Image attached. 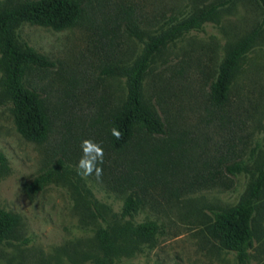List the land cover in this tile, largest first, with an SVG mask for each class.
<instances>
[{
    "label": "rangeland",
    "instance_id": "rangeland-1",
    "mask_svg": "<svg viewBox=\"0 0 264 264\" xmlns=\"http://www.w3.org/2000/svg\"><path fill=\"white\" fill-rule=\"evenodd\" d=\"M12 1L18 0H0V7ZM83 1L86 13L72 27L24 22L17 28L19 40L54 63L29 72L24 82L41 93L52 131L43 143L22 137L0 86V151L9 160L0 171V208L22 221L16 235L0 244V264H98V229L121 213L128 178L135 175L147 179L148 191L127 220L155 222L160 232L152 242L116 255L114 264H264V191L257 200V238L248 261L210 233L214 212L237 204L253 179L248 171L227 173L224 163L242 160L254 168L264 162L261 1L223 6L156 54L143 93L168 133L145 138L135 161V150L118 153L109 144L110 114L128 95L127 76L111 67L131 66L148 36L221 0ZM257 28L227 103L214 105L210 85L228 50ZM2 56L0 51V84ZM84 139L104 150L99 180L77 172ZM46 171L53 173L50 183L31 193V181Z\"/></svg>",
    "mask_w": 264,
    "mask_h": 264
},
{
    "label": "trees",
    "instance_id": "trees-1",
    "mask_svg": "<svg viewBox=\"0 0 264 264\" xmlns=\"http://www.w3.org/2000/svg\"><path fill=\"white\" fill-rule=\"evenodd\" d=\"M237 0H221L206 9L170 25L164 31L148 36L144 52L128 67H111L112 73H122L128 78L126 100L110 114L109 144L112 150L128 154L135 150L134 161L143 151L142 141L150 136L166 135L168 127L163 117L151 107L144 98L143 83L150 70L154 57L172 40L197 27L218 9ZM264 6V0H260ZM86 13L83 0H18L0 7V51L4 64L1 79V92L10 101V110L16 129L29 141L43 143L52 131L51 114L36 88L25 85L29 72L46 69L53 61L32 46L27 40H19L17 28L24 22L32 25L62 30L78 24ZM259 29L248 33L234 43L221 63L218 76L210 85V101L219 107L224 106L231 92L232 81L241 60L255 42ZM123 133L121 140L111 134L112 128ZM7 155L0 151V171L7 168ZM227 173L235 175L248 171L253 179L242 199L235 205L214 212L210 233L223 247L238 253L241 261L249 260L250 252L256 242L255 215L257 200L264 191V162L257 167H249L242 160L226 161L223 165ZM53 173L46 171L37 175L29 184L31 193H39L52 180ZM147 179L130 176L126 202L120 214L107 225L98 229L102 250L97 257L98 264H114L116 255L127 253L143 241L152 242L160 232L155 222L133 224L127 216L136 211L143 203L148 191ZM104 219H106L104 217ZM127 220V221H125ZM17 213L0 208V244L16 235L21 226ZM154 245V244H153Z\"/></svg>",
    "mask_w": 264,
    "mask_h": 264
},
{
    "label": "clouds",
    "instance_id": "clouds-1",
    "mask_svg": "<svg viewBox=\"0 0 264 264\" xmlns=\"http://www.w3.org/2000/svg\"><path fill=\"white\" fill-rule=\"evenodd\" d=\"M111 134L116 140L123 138V133L118 128H112ZM82 156L80 157L76 168L82 177L95 176L99 180L103 175L104 150L102 146L92 139H84L81 141Z\"/></svg>",
    "mask_w": 264,
    "mask_h": 264
}]
</instances>
